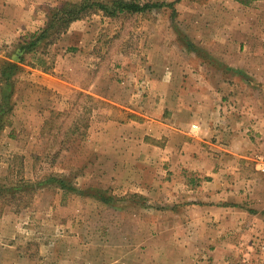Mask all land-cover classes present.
Listing matches in <instances>:
<instances>
[{
  "label": "rangeland",
  "instance_id": "374dc122",
  "mask_svg": "<svg viewBox=\"0 0 264 264\" xmlns=\"http://www.w3.org/2000/svg\"><path fill=\"white\" fill-rule=\"evenodd\" d=\"M38 1L40 6H29L38 8L45 22L48 11L58 6ZM137 1L164 6L104 18L101 24L89 17V29L96 34L89 43V78L83 85L91 78L103 79L100 93L111 95L114 106L78 91L66 103L33 94L38 90L28 86L29 70L22 66L53 68L56 56L65 51L61 37L18 64L11 125L0 133V264H264V177L253 164L254 156L264 153V0L248 6L232 0ZM31 34L25 30L2 61H14L17 45ZM205 58L217 62L205 68ZM217 63L250 80L245 85L224 73L217 103L224 120L216 124L210 142L226 150L233 145L225 153L202 149V154L216 156L206 168L221 170L231 187L227 191H234L236 178L244 181L238 189L244 194L241 200L206 198L205 193L219 194L223 187L207 182L212 178L203 164L196 172L180 170L176 191L172 166H147L145 158L140 167L126 165L115 172V156L123 154L130 161L132 148L122 153L113 142L125 136L137 143L139 136V130L125 124L139 122L140 115L155 121L164 113L171 119L172 102L165 98H171L174 81L186 79L192 70L215 78L221 72ZM80 76L86 79L84 73ZM19 89L33 95L23 108ZM35 97H40L38 103ZM108 118L116 124L108 126ZM93 122L103 132L101 142L95 140ZM148 135L143 142L153 155L163 136L153 128ZM63 176L77 193L47 180ZM135 179L141 189L137 183L133 187ZM90 187L107 191L114 202L104 205L80 196ZM188 188L192 193L187 194Z\"/></svg>",
  "mask_w": 264,
  "mask_h": 264
},
{
  "label": "crops",
  "instance_id": "0c3cea01",
  "mask_svg": "<svg viewBox=\"0 0 264 264\" xmlns=\"http://www.w3.org/2000/svg\"><path fill=\"white\" fill-rule=\"evenodd\" d=\"M44 1L55 3V5L59 6L67 0ZM23 2L25 1L6 0L4 4L0 3V61L6 59L5 57L10 54V50L20 37L24 35L25 30L30 33H34L40 30L45 23V18H41L39 16L40 14L37 12L38 8L33 9L29 6V3L35 6H40L38 0H26L24 5ZM92 17L99 20V24L105 21V19L99 14L92 15ZM90 19L87 18L70 24L65 34L61 36V41H59V44L63 43L61 48H65V51L63 52L64 55L62 54L61 56H56L57 61L53 65V68L45 70L32 63H30L31 65L29 66H22L23 68L29 70L27 75H29L28 82H30V84H28V86L38 90L37 93L34 92L33 94L46 96L47 99L43 97L46 102L48 99L51 100L52 98H57L60 103H66L69 100V95H71L73 91H78L82 92L81 94H85V96H89L92 100H95V102L103 101L114 106V101L112 100L113 97L111 95H101L100 93L103 85V79L91 78V81H89L87 85H83V82L89 78L87 77L88 71L86 70L87 66H90L91 62V50L89 49V43L93 40V37L96 34L95 31L89 29L91 23ZM67 48L69 49L67 50ZM71 51L74 54L69 53ZM26 59H28V57H26ZM205 59L206 62L202 63L205 68H211V65L217 62V59L215 61L213 59ZM59 63H62L61 68L57 66ZM217 64L219 65H214L216 66L215 69L221 72L215 78H206L203 76V72L192 70V72H188L189 76L186 79L181 77V79H176L174 81L171 98H165V100H171L172 102L171 119H167V117L164 116V113L155 121L148 119L147 116L140 115L143 121L140 120L139 122H133L130 120L131 122L129 121L125 124V126H134L136 128L135 130H139V136L135 137L137 143L125 136L122 139L118 138V141L115 139L113 142L116 144L115 150L120 151L121 149L122 153H124L128 147L131 146L129 149L132 148L130 161H128L127 158L125 160L126 156L123 154L115 156V163H112L113 167H115V172L120 171L122 167H126V165L130 167V169H133V166L140 167L142 163L141 161L145 158V160H150L146 164L151 163L152 165L164 166V168L172 166L174 167L176 173H174L175 176L172 178L175 181L171 182V187L176 191L180 187L178 172L183 168L187 169L188 172H196V170L203 164L205 166L206 176H208V178H212L210 180L207 179V182L211 181V183L216 184L213 186H218L219 188L223 187V189H219V194L216 192L205 193L204 196L206 198L211 197V199L222 200L225 202H228L227 200H229V202H237L241 200L244 194L239 193L238 189H243L244 181L242 183L236 178L234 181V191H227V189L231 187L227 184L228 182L226 177L225 179L222 177L221 170L219 171L217 168H206L208 165L214 163L213 157L216 156L209 153L202 154V149L225 153L231 149V146L233 145L231 144L228 150H226L227 147L225 145L213 146L210 142V139L213 138L211 134L215 131L216 124L224 120V118L221 117V109L217 104L220 100V98L218 99L221 93L220 88L226 83V76L224 73L238 77L245 85H248L250 80V77H245V74L238 69H229L226 66L223 67L220 63ZM55 66L57 67L54 68ZM74 72L79 74V77L74 78ZM82 73L85 74L86 79L80 76ZM184 81H187V83H184ZM107 83L109 84L111 81L108 79ZM211 87L216 93L213 92ZM16 90L17 89L15 88L11 97L13 109L15 108V98H17V95L15 94ZM19 94L22 95L21 99L22 102H24L22 104L23 108L24 104H27L26 101H28L30 97H33V95L30 92L21 93V89H19ZM39 98L40 97H35L34 103H38L40 101ZM13 112L14 111L12 110L11 116ZM97 114L98 113L93 115V117L96 116V119L99 116ZM107 120H109V118ZM112 121L109 120L107 123L109 124L112 122V124H114V120ZM112 124H109L108 126H112ZM10 125L11 124L5 127L4 130L10 127ZM93 126L97 130L95 140L101 142L100 138L103 132H98V124L93 122ZM103 126L106 127V123L102 124L101 127ZM152 128L155 132H158L161 136H163V143L158 146V153L149 155L148 150L145 149L146 144H144L143 140H146L145 136H149L148 134L150 131L152 132ZM4 130H2V132ZM141 131L143 132L142 136ZM102 138L109 141V139L107 137L105 138L104 135ZM138 138L140 140H138ZM166 139L170 140L169 143L172 141L170 145L167 143ZM110 142L111 141H109V143ZM243 150L241 149L240 152ZM123 160H125V162ZM147 166L150 165L148 164ZM148 171L153 172V169L148 168ZM137 172L140 173V170H135L136 175ZM240 175L241 173L236 175V177ZM121 177H118L117 179L119 180ZM132 182L135 183L133 187H137V183L138 189H141L142 186L139 185V180L136 182L135 179ZM183 182L185 183L184 185H187V181ZM188 182H191V179H189ZM189 188L187 194L192 193ZM178 194L179 193L176 192L177 197L180 196Z\"/></svg>",
  "mask_w": 264,
  "mask_h": 264
},
{
  "label": "trees",
  "instance_id": "16d2710c",
  "mask_svg": "<svg viewBox=\"0 0 264 264\" xmlns=\"http://www.w3.org/2000/svg\"><path fill=\"white\" fill-rule=\"evenodd\" d=\"M241 6H248L259 0H232ZM163 4L140 3L137 0H78L64 1L58 7L48 11L43 27L36 33L17 45L14 61H0V133L9 126V116L12 111L11 97L14 92L13 77L18 73L19 66L24 62L26 55L42 54V50L56 43V41L67 31L70 24L89 18L92 15H101L103 18L114 19L122 15H138L157 11L163 8ZM172 8V4L165 5ZM192 47L190 43H186ZM69 178L48 177L49 182L55 183L59 189L67 192H78V190L67 185ZM80 196L86 195L104 205H110L114 198L107 191L97 188H87L79 192ZM135 198L134 196H132ZM143 200V199H142ZM144 201V200H143Z\"/></svg>",
  "mask_w": 264,
  "mask_h": 264
},
{
  "label": "built area",
  "instance_id": "2783aa9c",
  "mask_svg": "<svg viewBox=\"0 0 264 264\" xmlns=\"http://www.w3.org/2000/svg\"><path fill=\"white\" fill-rule=\"evenodd\" d=\"M254 169L264 177V153L254 156L253 159Z\"/></svg>",
  "mask_w": 264,
  "mask_h": 264
}]
</instances>
